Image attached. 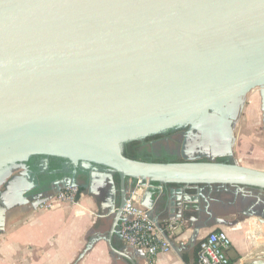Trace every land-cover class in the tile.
<instances>
[{
  "label": "water",
  "instance_id": "95a60500",
  "mask_svg": "<svg viewBox=\"0 0 264 264\" xmlns=\"http://www.w3.org/2000/svg\"><path fill=\"white\" fill-rule=\"evenodd\" d=\"M263 87L264 0H0V168L67 160L76 167L66 188L77 187L78 166L103 169L106 244L130 264L111 245L127 180L264 191V172L131 160L121 145L207 125Z\"/></svg>",
  "mask_w": 264,
  "mask_h": 264
},
{
  "label": "crops",
  "instance_id": "0c3cea01",
  "mask_svg": "<svg viewBox=\"0 0 264 264\" xmlns=\"http://www.w3.org/2000/svg\"><path fill=\"white\" fill-rule=\"evenodd\" d=\"M248 97V123L233 130V149L227 157L231 163L264 172V127L253 125L264 87L250 91L245 100ZM17 165L7 176L11 188L17 187V195L0 199V264H130L111 253L106 244L113 218L109 212L112 189L103 169L78 166L77 204L36 213L33 201L49 199L65 189L69 180H64L76 165L37 156ZM88 170L94 172L91 180ZM126 193L165 231L170 243L168 253L150 258L126 246L116 227L111 245L134 264H197L199 242L219 230L230 239L227 256L231 264L264 261V191L155 184L137 189L136 181L127 180ZM171 218L178 219V225L169 233L166 227Z\"/></svg>",
  "mask_w": 264,
  "mask_h": 264
},
{
  "label": "built area",
  "instance_id": "2783aa9c",
  "mask_svg": "<svg viewBox=\"0 0 264 264\" xmlns=\"http://www.w3.org/2000/svg\"><path fill=\"white\" fill-rule=\"evenodd\" d=\"M141 186L148 187V184L136 181V188ZM79 194L77 187H69L49 199L36 198L33 201V210L36 213H43L53 211L63 205H76ZM177 225L178 219H169L166 231L169 233L174 231ZM117 231L126 246L140 251L150 258L166 254L170 250V243L165 236V231L159 229L149 213L135 203L132 195L127 197L122 208ZM230 247V239L224 231L209 233L198 244L197 264H231L227 256Z\"/></svg>",
  "mask_w": 264,
  "mask_h": 264
},
{
  "label": "flooded vegetation",
  "instance_id": "af4514ba",
  "mask_svg": "<svg viewBox=\"0 0 264 264\" xmlns=\"http://www.w3.org/2000/svg\"><path fill=\"white\" fill-rule=\"evenodd\" d=\"M242 103L232 104L227 108V112H213L211 113L210 123L203 125L200 128V139L205 141L213 149L217 150L219 153L216 154L214 162L216 160H221V163H231L230 159L227 157L228 151L227 148L232 144V133L235 129L234 125L237 124V117L243 113ZM196 129H191L190 125L187 124L180 128H174L168 131H171V135L176 133H181L183 136V143L181 145V153L184 149V141L186 138L192 134ZM165 131L164 133L168 132ZM167 136V137H168ZM166 138V137H165ZM203 138V139H202ZM151 155L150 159H161L166 158V162L173 161L176 157L172 153H168L165 150L160 152H147ZM183 161H211L208 157H197V158H188L182 159ZM17 164H8L0 168V199L5 195H17V187L11 188V179H7V176L16 168ZM116 188V187H115ZM117 190V188H116ZM117 192V191H116ZM2 205V204H1ZM1 225V221H0Z\"/></svg>",
  "mask_w": 264,
  "mask_h": 264
},
{
  "label": "rangeland",
  "instance_id": "374dc122",
  "mask_svg": "<svg viewBox=\"0 0 264 264\" xmlns=\"http://www.w3.org/2000/svg\"><path fill=\"white\" fill-rule=\"evenodd\" d=\"M255 89H259V88H255ZM245 97L241 99V103H242L241 107L243 109V113L241 115H238L237 124H235L234 127H239V128L244 127L248 123L247 113L250 108V104L248 103L250 98L248 97L247 100H245ZM255 108L256 109H254V111L256 112V120L253 122V125L255 127L262 128L264 127V118H263L264 117L263 115L264 99L261 98V101L259 100L256 103ZM201 127H203V125L201 124L198 125L197 129L186 138V140L184 141L183 153H181L180 151L181 145L184 140L182 139L183 135L181 133H176L166 138L164 137L159 140L152 141L145 145V150L147 152H153V153L165 150L166 152L172 153L176 158L181 159V160L203 156V157H208L212 161L214 160L216 154H218L219 152L213 149L205 141L200 139V133H201L200 128ZM232 149H233V146L231 144L227 148V151L229 154H231ZM230 160H232V158Z\"/></svg>",
  "mask_w": 264,
  "mask_h": 264
},
{
  "label": "trees",
  "instance_id": "16d2710c",
  "mask_svg": "<svg viewBox=\"0 0 264 264\" xmlns=\"http://www.w3.org/2000/svg\"><path fill=\"white\" fill-rule=\"evenodd\" d=\"M170 134H171V131H168L166 133H162V134L155 135V136H150V137L144 138L142 140L124 143L121 145L122 155L125 158L131 159V160L143 161V162L182 163L184 161L181 159H178V158H175L171 162H166V158L152 160V159H150L151 155L149 153H147V151L145 150L146 144H148L152 141H156V140H159L161 138L167 137ZM199 162H206V160H201ZM217 163H221V160L220 159L217 160ZM114 183H115V187L118 189L119 188V179H118L117 175H114ZM172 186H174V185H172ZM79 193H80V189H79Z\"/></svg>",
  "mask_w": 264,
  "mask_h": 264
}]
</instances>
